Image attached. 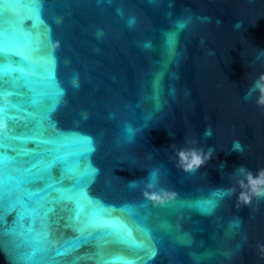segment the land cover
Listing matches in <instances>:
<instances>
[{
  "label": "water",
  "instance_id": "1",
  "mask_svg": "<svg viewBox=\"0 0 264 264\" xmlns=\"http://www.w3.org/2000/svg\"><path fill=\"white\" fill-rule=\"evenodd\" d=\"M5 2L13 5L0 7L5 29L12 32L22 24L42 38L47 30L51 42L55 82L36 86L37 107L30 109L36 113L34 126L40 122L44 138L65 133L92 140L94 151L78 169L69 157V168L77 174L87 167L96 170L87 189L91 198L117 209L148 204L139 209L156 229V255L147 264H264V198L257 195L264 192V106L257 103L258 93L249 92L264 74V60H255L264 49V0H43L42 23L28 18L27 0ZM176 21L190 22L180 30L170 60L165 34L175 30ZM237 22H242L239 29ZM57 92L61 95L50 120L42 119L52 109L50 95ZM236 141L242 152L233 150ZM209 147L215 154L199 172L177 167L178 150ZM7 154L16 156L11 149ZM60 155L66 152L62 149ZM241 167L247 171H237ZM51 171L59 179L62 167ZM154 171L159 173L156 183L151 182ZM64 175L61 187L67 194L73 171ZM212 190L230 194L210 215L179 204L169 215L158 207L172 196L195 200ZM64 206L74 209L72 203ZM15 218L16 213L8 214L9 225ZM53 221L54 248L77 235L65 227L66 220L57 223L53 216ZM177 228L194 236L195 243L178 242ZM134 237L141 242L139 234ZM95 251L93 245H83L67 260L72 264L75 257ZM106 251L111 264H140L136 257L143 255L115 243ZM0 264H13L3 248ZM75 264L97 261L84 258Z\"/></svg>",
  "mask_w": 264,
  "mask_h": 264
},
{
  "label": "snow or ice",
  "instance_id": "2",
  "mask_svg": "<svg viewBox=\"0 0 264 264\" xmlns=\"http://www.w3.org/2000/svg\"><path fill=\"white\" fill-rule=\"evenodd\" d=\"M27 2L31 9L28 18L42 23L39 13L43 0ZM12 6L0 0V7ZM186 27V22L176 21L175 30L165 34L170 60L176 56L179 32ZM50 43L47 30L42 38L39 33L33 36L31 31L24 30L22 24L9 32L0 23V150H3L0 151V248L9 253L13 264H69L67 258L78 248L93 245L96 251L92 256L75 257L72 264L84 258L95 259L97 264H111L106 246L115 243L142 252L143 255H137L136 259L140 264H147L156 255L153 245L156 229L150 227L149 215L141 214L139 209L147 208L148 204L125 205L117 209L91 198L87 189L96 170L87 167L77 174L69 168V157L75 160L78 169L80 162L94 151L92 140L65 133L44 138L39 131L40 122L34 126L36 113L30 109L37 107L36 86L55 82V60L49 50ZM12 57H19V60L13 61ZM59 95L58 92L50 95L53 106L42 119L50 120ZM21 119L25 121L22 125L18 123ZM51 127L55 129L56 126L51 124ZM29 142L35 144L34 149H27ZM8 149L16 156H9ZM62 149L66 155H60ZM58 165L62 167V173L56 179L51 170ZM64 171H73L72 187L67 194L61 187L66 178ZM158 175V172L152 173V183L157 182ZM40 184L44 187H38ZM53 192L60 195L53 197ZM225 195L223 191L212 190L195 200H173L158 207L169 215L176 204L210 215ZM68 203L74 204V209L61 207ZM64 212L70 214L65 217ZM9 213H16L11 225L7 221ZM53 216L57 223L66 220L65 227L77 233L73 239L63 240L59 248L52 246ZM164 227L172 231L171 225ZM134 233L142 238L140 243ZM123 264H133V261L125 260Z\"/></svg>",
  "mask_w": 264,
  "mask_h": 264
},
{
  "label": "clouds",
  "instance_id": "3",
  "mask_svg": "<svg viewBox=\"0 0 264 264\" xmlns=\"http://www.w3.org/2000/svg\"><path fill=\"white\" fill-rule=\"evenodd\" d=\"M186 24H188L190 21H184ZM219 23V22H218ZM237 29L242 27V22H237L235 25ZM256 61L264 60V49H259V52L257 56L255 57ZM250 93H258L257 97V103L261 106H264V74H261L256 80L253 81L252 85L249 89ZM129 132V143H132L133 140L131 139L132 136H134V133L131 129L128 130ZM207 136H211V131L207 130L205 133ZM233 150L236 152H242L243 146L239 143V141L234 142L233 144ZM215 154V149L212 147H209L207 150H204L203 148H197V149H191V150H184L180 149L177 152V155L180 157L177 167L181 168L185 173L193 174L199 172L200 168L203 166H206L207 163H209L213 156ZM189 156L191 159H189ZM223 168V165L220 166ZM237 171L239 172H246L247 170L243 167L239 168ZM151 174V172H150ZM226 195L224 197H227L230 193L224 192ZM258 197L264 198V192L257 193ZM145 196H149L148 192H145ZM177 200L176 196H172L170 201ZM244 200L247 202L248 198L244 197ZM169 202V201H168ZM235 227H239L240 221L236 220L233 222ZM177 232V240L178 242L190 246L192 243H195V238L190 233L182 232L179 228L176 229ZM261 252H264V245L260 246ZM225 256H228V253H223ZM195 255V254H194Z\"/></svg>",
  "mask_w": 264,
  "mask_h": 264
}]
</instances>
